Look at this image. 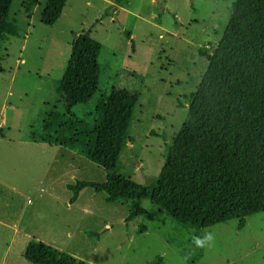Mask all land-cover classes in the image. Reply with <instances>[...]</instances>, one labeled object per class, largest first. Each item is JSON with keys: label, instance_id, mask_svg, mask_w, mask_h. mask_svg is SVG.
I'll use <instances>...</instances> for the list:
<instances>
[{"label": "rangeland", "instance_id": "374dc122", "mask_svg": "<svg viewBox=\"0 0 264 264\" xmlns=\"http://www.w3.org/2000/svg\"><path fill=\"white\" fill-rule=\"evenodd\" d=\"M47 0L27 18L21 0L9 14L18 29L0 47V264H32L23 251L36 239L84 264H264V212L203 229L187 228L150 200L138 216L132 201L105 200L82 188L70 203L67 185L103 182L105 170L41 138V123L62 99L56 92L71 39L90 29L101 44L92 100L72 108L86 116L112 88L137 92L117 174L152 187L170 144L187 119L189 96L206 70L236 0H66L53 26L40 20ZM212 232L197 248L191 236ZM88 232L97 233L89 236Z\"/></svg>", "mask_w": 264, "mask_h": 264}, {"label": "trees", "instance_id": "16d2710c", "mask_svg": "<svg viewBox=\"0 0 264 264\" xmlns=\"http://www.w3.org/2000/svg\"><path fill=\"white\" fill-rule=\"evenodd\" d=\"M14 0H0V47L18 29L9 11ZM27 18L39 0H21ZM66 0H47L40 20L53 26ZM87 29L71 39L56 92L61 108L41 123V138L76 151L105 170L103 182L67 185L70 203L79 191H103L106 201H132L130 217L150 200L182 226L203 229L231 219L243 228L246 217L264 212V0H236L208 64L189 96L187 119L166 147L160 173L150 188L117 174L122 149L131 141L129 123L137 92L112 88L95 103L91 121L71 113L89 103L98 89L101 44ZM96 236L95 232H88ZM32 264H84L66 252L31 239L23 251ZM162 264L161 259L155 262Z\"/></svg>", "mask_w": 264, "mask_h": 264}, {"label": "clouds", "instance_id": "9594fccd", "mask_svg": "<svg viewBox=\"0 0 264 264\" xmlns=\"http://www.w3.org/2000/svg\"><path fill=\"white\" fill-rule=\"evenodd\" d=\"M191 242L197 248L211 247L215 243V236L212 232H205L202 236L192 235Z\"/></svg>", "mask_w": 264, "mask_h": 264}, {"label": "crops", "instance_id": "0c3cea01", "mask_svg": "<svg viewBox=\"0 0 264 264\" xmlns=\"http://www.w3.org/2000/svg\"><path fill=\"white\" fill-rule=\"evenodd\" d=\"M40 1V0H39ZM119 1V0H118ZM47 2V1H46ZM46 4V3H45ZM36 6H38V7H40V4L38 3ZM36 6L33 8V10H32V13H33V11L35 10V8H36ZM41 12H42V10H41ZM41 15V14H40ZM31 18H32V15H31ZM61 147V146H60Z\"/></svg>", "mask_w": 264, "mask_h": 264}]
</instances>
